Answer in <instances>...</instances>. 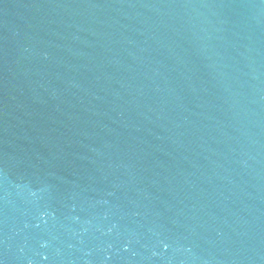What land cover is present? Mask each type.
Returning <instances> with one entry per match:
<instances>
[{"label": "water", "instance_id": "obj_1", "mask_svg": "<svg viewBox=\"0 0 264 264\" xmlns=\"http://www.w3.org/2000/svg\"><path fill=\"white\" fill-rule=\"evenodd\" d=\"M0 264H264V0H0Z\"/></svg>", "mask_w": 264, "mask_h": 264}]
</instances>
